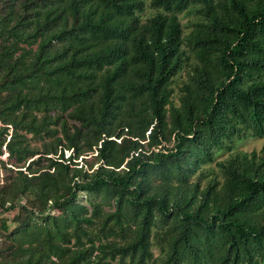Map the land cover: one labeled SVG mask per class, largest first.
Here are the masks:
<instances>
[{"label":"trees","instance_id":"16d2710c","mask_svg":"<svg viewBox=\"0 0 264 264\" xmlns=\"http://www.w3.org/2000/svg\"><path fill=\"white\" fill-rule=\"evenodd\" d=\"M0 264H264V0H0Z\"/></svg>","mask_w":264,"mask_h":264},{"label":"rangeland","instance_id":"374dc122","mask_svg":"<svg viewBox=\"0 0 264 264\" xmlns=\"http://www.w3.org/2000/svg\"><path fill=\"white\" fill-rule=\"evenodd\" d=\"M262 143H263V140L259 137H248L247 139L240 142L239 147L243 150L250 151L254 148L260 149L262 146ZM80 199L85 200V196L82 195Z\"/></svg>","mask_w":264,"mask_h":264}]
</instances>
